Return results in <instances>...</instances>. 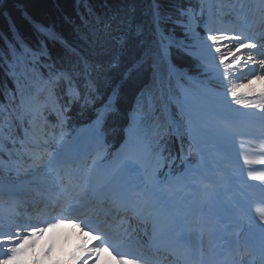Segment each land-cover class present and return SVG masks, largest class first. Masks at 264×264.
Here are the masks:
<instances>
[{
  "label": "trees",
  "instance_id": "trees-1",
  "mask_svg": "<svg viewBox=\"0 0 264 264\" xmlns=\"http://www.w3.org/2000/svg\"><path fill=\"white\" fill-rule=\"evenodd\" d=\"M157 4L162 14L176 18L177 9L194 4V0H6L0 8V160L15 161L19 155L17 90L20 95L34 91L47 73H54L57 67L76 66L84 57L90 64L99 65L93 70L98 90L96 103L85 104L77 121L91 120L101 101L118 89L117 110L106 123L110 140L116 142L114 138L119 137L120 142L123 122L137 110L138 98L143 93L146 101L150 95L148 141L163 143L164 154L171 153L173 128L183 124L185 118L172 100L180 90L178 81L162 69L164 79L160 84L147 64L128 72L142 51L138 33L150 32ZM167 26L174 27L171 23ZM181 34L182 29L175 27L174 37ZM13 49L18 59L10 68ZM172 64L186 69L183 79L197 76L203 69L201 61L184 48L173 49Z\"/></svg>",
  "mask_w": 264,
  "mask_h": 264
},
{
  "label": "snow or ice",
  "instance_id": "snow-or-ice-1",
  "mask_svg": "<svg viewBox=\"0 0 264 264\" xmlns=\"http://www.w3.org/2000/svg\"><path fill=\"white\" fill-rule=\"evenodd\" d=\"M178 15L173 18L172 15L162 14L160 6L157 4L152 11V26L150 32L147 34L138 33L141 36L139 45L142 49L141 54L137 61L128 69V72L139 68L142 65H150L153 70V77L160 84H163L164 73L162 69H166L169 74V78L172 75H178L177 70L172 64L173 49L184 48L187 51V47L183 45L182 41H177L174 38L175 27H179L183 32L189 35L196 48L195 55L201 61L206 71H210L220 81V85L223 88V98L225 101L228 97H231V102L237 105L254 106L262 110L261 115H264V89H261L258 93L254 88H250L248 91H242L248 87L244 83L233 82L235 79L242 80L244 78L243 69L247 68L250 73H258V71H264V59H261L257 67H250L257 63L253 53L258 52L264 56V38H260L259 44L253 43L256 37L247 35L241 30L240 35H228V31L214 29L211 26H205L204 35L196 30L197 15L194 9L191 8H179L177 9ZM171 23L174 27L169 28L167 25ZM43 31V30H41ZM52 35V34H49ZM227 42V43H225ZM22 47V45H21ZM191 54V53H190ZM12 61L9 62V67L13 68L15 61L18 59V54L13 49L11 51ZM230 58V59H229ZM7 59V57H5ZM239 73V75H236ZM256 80H264V76L259 74L254 76ZM61 82L64 83L67 89V93L70 97L79 99L80 93L76 86L73 84L72 76L67 72H55L48 81L50 90H55ZM251 84V81H249ZM119 90L114 89L106 100L101 101V105L96 112L93 125L96 129L97 135H100V129L102 128L106 118L117 110ZM247 97H254V99H247ZM24 101L21 104L24 105ZM152 110L151 96L145 101L144 94L137 101V110L132 115V123L128 129L129 136L131 137L137 130L138 126L148 119L149 113ZM193 128V120L190 117L187 130L191 133ZM167 131V129L165 130ZM183 128L179 125L173 128V132L178 136H182ZM57 145L51 152H33L32 160L33 166L37 170L41 168H59L68 164L67 154L63 149L62 138L57 140ZM47 142H45V145ZM181 151H184L183 143H181ZM191 151V147L189 148ZM150 154L147 145H141L130 148L125 154L123 160V168L129 173H136L145 170V163L148 155ZM47 157V158H46ZM246 164L256 163L257 161L251 160L248 156L244 157ZM259 164L264 165V160L258 161ZM195 171V170H191ZM249 175L254 180L264 181V174L256 175L249 172ZM181 179L178 178L177 182ZM192 179H197L195 176ZM203 183V177L199 178ZM139 195V194H138ZM78 197L66 200L67 215L73 218H79L73 211V205L78 201ZM145 204L149 201L146 199ZM264 204V201H261ZM254 218L258 217L260 221H264V207L256 209L253 213ZM61 219H56V224H48V227H55L56 225L63 223ZM84 224L86 227H92L93 231H103L99 225H94L90 220L85 219ZM21 226H17L15 231L0 230V264H20L22 255L26 252L28 247L34 244L33 237L37 232L42 233L44 228L33 227L32 230L26 234H22L19 231ZM27 227V226H25ZM264 228V224H261ZM190 233H184L181 237L189 238ZM30 241L32 243H30ZM112 244L113 248L120 256V264H140L142 257L136 259H129V256L134 255L125 250L124 242L122 240H114L106 231H104L103 239L100 240V245ZM99 248H93L91 251L98 252ZM233 264H239L236 260V256L240 254L238 241L234 246ZM262 254H264V245H262Z\"/></svg>",
  "mask_w": 264,
  "mask_h": 264
},
{
  "label": "bare ground",
  "instance_id": "bare-ground-1",
  "mask_svg": "<svg viewBox=\"0 0 264 264\" xmlns=\"http://www.w3.org/2000/svg\"><path fill=\"white\" fill-rule=\"evenodd\" d=\"M234 9L238 10V12L241 10L239 7H235ZM242 21H244V23H246L248 26L250 18H242ZM254 21L258 23L264 22V17L261 16V18H255ZM241 30L242 28L240 27V31L237 32V35H240L239 33H241ZM254 53H257L259 57L264 59V56L260 55L258 52ZM256 67L258 68V65ZM246 69L247 68L243 69L245 73L244 78L240 80L233 77V82L244 83L245 85H248V87L242 89V91H248L250 88H254L258 93L261 89H264V80L254 79V76L257 74L264 76V71L250 73L248 69ZM236 75H239V73ZM249 81H251V84H249ZM205 91L211 97L213 96L224 99L223 93L220 89H210ZM186 98L189 100H194L193 96H188ZM247 99H254V97H247ZM195 101L198 102L197 100ZM231 110V123L228 126H218L216 128H211L206 123L201 122L199 119H196V121L193 123V127L195 126L196 128L194 132H202L204 136L201 141L205 142V144H201L203 151L202 156L204 160L203 171L201 174L197 173L196 176L198 178L203 177V182H206L209 186L211 184L217 183V185L214 186L216 190L209 194L215 199L213 207L210 209V211H201L199 215L201 224L197 226V230L200 233L199 242L208 251H211V248L215 246L214 242L216 239L217 241L219 240L220 243L224 235L236 233L241 237L244 247L250 248L252 251L251 256L244 258L246 263L264 264V254H262V245H264V228L261 227V224H264V221H260L258 217L254 218L253 216V213L256 211V209L264 207V204L261 203V201H264V181L254 180L249 175V172L255 173L256 175L264 174V165L258 163V161L264 160V115H261V109L254 106H244L231 103ZM207 129H210V133L204 132V130ZM84 139L86 138L83 136H79L76 139L77 141H75L73 144L74 147L71 154H67L68 159L71 157L73 158L76 152L85 149ZM215 148H220L224 152L218 153ZM245 156H248L251 160L257 162L246 164L244 162ZM228 172L231 173L228 174ZM130 178L137 179L138 176L134 173H131ZM195 181L197 180H190L192 185H190L191 200L186 212L181 214V218L174 220L170 218V214L165 215L162 210L158 211L161 223L164 225L167 224V227L172 226L170 229L171 233H174L177 231V229H182L185 233H190L192 237L194 236L193 221H195V215L188 218L187 214H195L198 209L196 201L197 194L194 184ZM98 183L99 181H97L92 188L94 192V189H96L95 187ZM138 184L139 182L137 181L135 190H138ZM229 189L234 191V195L231 197L226 193ZM66 190L67 194H69L68 189ZM47 193L49 192L47 191ZM17 199L20 200L19 197ZM56 203L57 197L51 196L50 194L49 196L45 195L35 198L34 200L27 202L30 209V211L27 213L39 214L46 209L52 210ZM78 204H81L79 199ZM182 207L183 206H181V208ZM164 209L165 208H163V210ZM171 214L179 217V213L172 212ZM164 215L166 220L164 219ZM119 216L120 215H117V217ZM123 222L124 221H122L120 225H125ZM33 227L38 228V226H32L31 230ZM127 227H130L129 224L125 225L124 230H127ZM136 227L140 228V225L137 224ZM70 228H73L72 232L79 230L76 225H70ZM55 230H58V233H55ZM63 231V228L56 225L54 230H51L47 233V236L50 240L54 241H57L58 239L60 240L61 238L64 239L65 235L67 238L72 236L71 232L67 231V233H65ZM80 233L82 232L78 231L79 236ZM85 233V235L80 236L83 240L81 243L82 246L80 248L81 253L79 257H74L75 259L72 261V264L82 261L83 264H89L93 262L92 258H94L95 252L91 251V249L95 247V244L98 243L99 240L94 238L90 232ZM160 234L161 238H156L155 240L165 241V235L162 233ZM36 235L40 236L41 233L37 232ZM183 240L184 239L181 238L179 243L182 246L183 251H185L183 255L186 257V259H188L186 261H192L193 259L196 260L197 258H194L193 250L188 252L186 251L187 246ZM107 245H109V247H113L112 244ZM125 250L131 253L128 248H125ZM115 253H117L116 250ZM99 254L101 259L98 264H111L109 261H107L110 259L109 256L111 255L103 251L99 252ZM128 258L136 259L134 256H129ZM218 261L224 262L223 257H218ZM116 262L120 264V258L118 261L116 260ZM116 262L115 264H117ZM140 264L148 263L140 260Z\"/></svg>",
  "mask_w": 264,
  "mask_h": 264
},
{
  "label": "rangeland",
  "instance_id": "rangeland-1",
  "mask_svg": "<svg viewBox=\"0 0 264 264\" xmlns=\"http://www.w3.org/2000/svg\"><path fill=\"white\" fill-rule=\"evenodd\" d=\"M239 2V1H238ZM239 5V3H238ZM253 6L252 5H248L247 8L248 10L250 9V11L252 10ZM203 9L205 11V13L207 12V6H203ZM250 11H245L243 14H240V18H249L251 16H248L247 14L250 13ZM207 16V13H206ZM237 19V18H235ZM198 32H200L201 35H204L205 33L202 30H198L196 29ZM245 32V31H244ZM183 41V43L187 42V43H191L193 46V50L196 51V48L194 47V42L192 40V38L187 35L184 38H181ZM191 48V49H192ZM210 72V71H209ZM212 74L213 77L214 74L212 72H210ZM220 82V81H218ZM206 82H195L192 80V82H190V84H183V99H185L187 94H192L194 96H199L200 100H203L204 102L208 103L209 106H213L214 109L216 110H222L225 114V119L227 117H229V110L225 108V104L226 102L221 101L220 99H215V100H209L208 96L203 94V87L201 85H206ZM214 86V85H211ZM215 87V86H214ZM223 90L222 87H217ZM213 89L211 87H207L206 90H210ZM206 94H208L206 92ZM209 95V94H208ZM210 96V95H209ZM184 105V109L188 112L189 116H191L192 120L196 119L197 113L199 115H201V120L204 121L206 120L209 116H215V117H219L218 115H214L215 113H217V111L215 110H209L207 112L203 111L201 113L198 112V110L200 109H206V106H202V108L200 107V105L198 104H185ZM188 105H191V107L189 108ZM212 111H214V113H212ZM132 120V118H131ZM46 121L43 120V124ZM226 122V120H225ZM224 122V123H225ZM64 129V128H63ZM139 127L137 128L136 132L130 137L129 134L128 135V141L127 143L124 144L123 148L121 149L120 152H118L117 156L115 157V162L114 164L112 163V161L109 162H104L103 160H99L98 156L99 155H103V153L99 150L94 151L90 157V163L89 165L91 166L90 169H92V171L90 172V179H94L95 178V172H96V167H99V165H107V170L105 172V176L104 178L107 176V174H114V171H121V169L123 168V160L125 157V154L127 153V151L130 148L133 147H137V146H141V145H145V142L143 140L142 137H137V131H138ZM65 130V129H64ZM65 134L62 136V143H63V149L65 151L66 154H71L73 148L71 149V152H68L70 150V148L72 147L74 140L76 138V136H83L85 133L86 135L88 134H93V138L87 139L89 138V136H86L84 138H86V147L87 149H90L92 146H94L92 149L90 150H94L96 146H98L100 143H102L103 141V135L100 132V135H97L96 129L92 123L89 124H80L79 126H75L72 128H69L68 130H65ZM53 134H51V136H55L56 133L58 132V129H56V131H52ZM80 134V135H78ZM53 142V141H51ZM98 142V143H97ZM48 143V141H47ZM58 147V146H57ZM54 150V149H53ZM52 150V151H53ZM150 154L147 157L146 163H145V169H147L148 171H150L149 169H151L152 167V163H154L155 161V153L151 152V150L149 149ZM98 160L99 162H97L95 165H93V162ZM202 160H203V156H202ZM204 163V160H203ZM197 164V163H196ZM196 164L194 165H190L188 166L187 169L189 170H194V168L196 167ZM28 165V162H25L24 160H19L17 162V165L15 167L10 166L9 164H5V162H0V179L1 181L5 182V183H14L17 181H21V180H42L44 181V184H48L51 186H55L56 184H54L53 180H56V171L57 168H41L40 171H33V174H29L27 175V170L25 168V166ZM198 166H202V164L200 163V161L198 162ZM204 167V165H203ZM69 169L71 170H75V174H77V180L79 178H81L78 174H80V168L76 167V166H68ZM149 168V169H148ZM64 170V169H61ZM203 171V169H202ZM88 173V170L84 173V177L86 178V174ZM143 171H141V175H142ZM197 174V173H196ZM156 178V177H154ZM180 178H182V176H180ZM147 182L149 183V185L153 184L154 180H150L148 179ZM177 180H175L173 183H170L169 180L166 181L167 184V189L174 191V194H176L178 192L176 185H177ZM192 186V185H191ZM190 186V187H191ZM190 189V188H189ZM191 191V189H190ZM50 193H47L46 196H49ZM51 195V194H50ZM53 196V195H51ZM52 201V200H51ZM30 214V213H29ZM1 216V213H0ZM20 217V216H19ZM26 217V216H25ZM18 218L13 217L12 218H6L3 219L4 223H2V225H0V230H6V229H14L16 230V227L19 226L20 223L16 222ZM21 222H25V221H30V220H35L32 221L33 223H40L43 224L46 219L45 217L42 218H38V217H32L29 216V218H20ZM37 221V222H36ZM39 224V226H40ZM34 226V225H33ZM45 226H47V224H45ZM22 227H25V225H23ZM60 227V226H59ZM42 228V227H41ZM64 228V227H63ZM21 230V227L19 228V231ZM54 230V228L52 229ZM30 232L31 229L27 228L26 230H23V232ZM51 231V230H49ZM47 231V233L49 232ZM67 231L72 233V236L70 238H67L66 235L64 237V239H58L57 241H53V242H49L48 237L45 236L44 232L41 233L40 236L35 235L32 239L34 241V244L31 247H28L26 252L22 255L21 257V261L20 264H68L70 263V258L72 256V254H75L73 248H76V244L74 242V239L78 237V233L77 231L72 232V229L68 226L64 228L65 233H67ZM55 233H58V230H55ZM82 235V234H80ZM134 242V241H133ZM30 243H32L30 241ZM52 246V247H50ZM76 255H74L75 257ZM74 257H72V261H74ZM111 259L113 260V258L111 257ZM93 260V258H92ZM96 262H99L98 260H96ZM95 262L89 263V264H94ZM118 264V262H116ZM98 264V263H96Z\"/></svg>",
  "mask_w": 264,
  "mask_h": 264
},
{
  "label": "water",
  "instance_id": "water-1",
  "mask_svg": "<svg viewBox=\"0 0 264 264\" xmlns=\"http://www.w3.org/2000/svg\"><path fill=\"white\" fill-rule=\"evenodd\" d=\"M6 0H0V8L5 4Z\"/></svg>",
  "mask_w": 264,
  "mask_h": 264
}]
</instances>
